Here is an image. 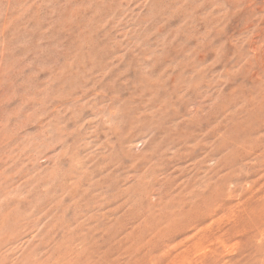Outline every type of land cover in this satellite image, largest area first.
<instances>
[{
  "label": "rangeland",
  "instance_id": "374dc122",
  "mask_svg": "<svg viewBox=\"0 0 264 264\" xmlns=\"http://www.w3.org/2000/svg\"><path fill=\"white\" fill-rule=\"evenodd\" d=\"M0 264H264V0H0Z\"/></svg>",
  "mask_w": 264,
  "mask_h": 264
}]
</instances>
